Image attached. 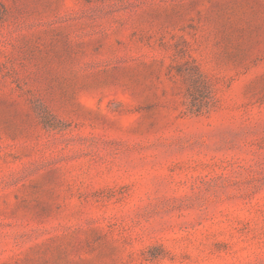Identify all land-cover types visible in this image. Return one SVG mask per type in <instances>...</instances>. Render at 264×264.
I'll use <instances>...</instances> for the list:
<instances>
[{
	"label": "rangeland",
	"instance_id": "374dc122",
	"mask_svg": "<svg viewBox=\"0 0 264 264\" xmlns=\"http://www.w3.org/2000/svg\"><path fill=\"white\" fill-rule=\"evenodd\" d=\"M0 264H264V0H0Z\"/></svg>",
	"mask_w": 264,
	"mask_h": 264
}]
</instances>
